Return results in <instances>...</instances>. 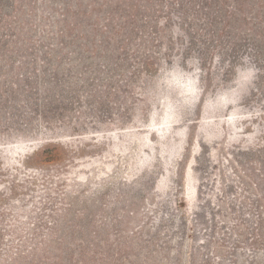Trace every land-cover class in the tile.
<instances>
[{
    "label": "rangeland",
    "instance_id": "1",
    "mask_svg": "<svg viewBox=\"0 0 264 264\" xmlns=\"http://www.w3.org/2000/svg\"><path fill=\"white\" fill-rule=\"evenodd\" d=\"M0 264H264V0H0Z\"/></svg>",
    "mask_w": 264,
    "mask_h": 264
}]
</instances>
